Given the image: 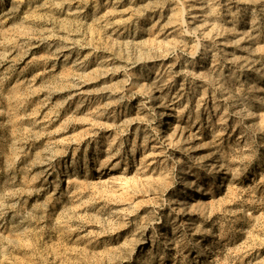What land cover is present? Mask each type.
Instances as JSON below:
<instances>
[{"label":"rangeland","instance_id":"374dc122","mask_svg":"<svg viewBox=\"0 0 264 264\" xmlns=\"http://www.w3.org/2000/svg\"><path fill=\"white\" fill-rule=\"evenodd\" d=\"M0 264H264V0H0Z\"/></svg>","mask_w":264,"mask_h":264}]
</instances>
